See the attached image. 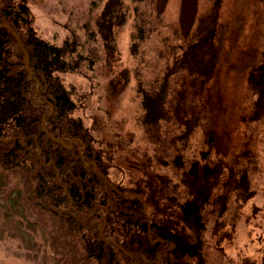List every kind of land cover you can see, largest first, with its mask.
<instances>
[{
    "label": "trees",
    "instance_id": "16d2710c",
    "mask_svg": "<svg viewBox=\"0 0 264 264\" xmlns=\"http://www.w3.org/2000/svg\"><path fill=\"white\" fill-rule=\"evenodd\" d=\"M0 1V238L18 240L33 264H207L209 208L219 235L231 205L257 194L252 152L230 158L229 131L218 134L196 108L232 27L218 15L222 0H207L187 31L166 20L159 0H128L136 125L152 155L116 132L108 110L89 123L80 113L91 94L78 95L65 75L94 62L76 33L51 42L30 0ZM107 1L102 18L115 11ZM102 2L91 0V12ZM82 28L96 40L90 20ZM247 67L251 121L264 125V42Z\"/></svg>",
    "mask_w": 264,
    "mask_h": 264
},
{
    "label": "rangeland",
    "instance_id": "374dc122",
    "mask_svg": "<svg viewBox=\"0 0 264 264\" xmlns=\"http://www.w3.org/2000/svg\"><path fill=\"white\" fill-rule=\"evenodd\" d=\"M119 3L122 8H119ZM107 4L108 1L103 0L91 12V0H30L36 28L43 38L60 44L69 33L74 32L80 42L79 51L94 62L91 65L85 61L81 71L65 75L68 82L75 84L78 95L85 94L87 97L91 94L80 111L85 121L89 123L96 110L105 114L111 112L110 120L115 123L116 132L134 136V142L130 144L132 148L138 146L140 154L147 150L152 155L151 142L143 138L136 125L138 94L135 61L129 51V2L109 1L110 8L115 9L110 10L111 13L120 9L126 15L117 20L111 17L110 12L102 18ZM158 8L164 12L168 22L176 23L187 31L200 13L209 11L210 2L159 0ZM218 15L221 20L229 21L232 27L226 49L217 63L214 80L199 86L201 90L200 95L196 94V108L208 114L209 123L218 134L229 131L230 158L238 156L243 150L252 152L258 161V168L252 174V188L257 194L242 209L231 205L219 235L215 216L209 208L206 213L209 228L204 235L207 264H264V125L251 121L254 96L247 82V63L256 57L264 42V1L222 0ZM112 18L114 23L110 20ZM88 20L96 30V40H88L82 28ZM191 97H184V101L190 104ZM173 107L174 110L177 108ZM119 124L121 126L117 127ZM161 155L164 156L163 153ZM219 156L221 154L215 150L211 160L215 161ZM154 170L151 169L152 172ZM162 171L163 168L158 170ZM19 244L18 240L0 238V264H33Z\"/></svg>",
    "mask_w": 264,
    "mask_h": 264
},
{
    "label": "water",
    "instance_id": "95a60500",
    "mask_svg": "<svg viewBox=\"0 0 264 264\" xmlns=\"http://www.w3.org/2000/svg\"><path fill=\"white\" fill-rule=\"evenodd\" d=\"M1 2V1H0ZM4 26V25H3ZM19 40V43L22 45V42L19 38H17ZM25 55H26V63H27V66H28V54L27 52H25ZM146 212V211H145Z\"/></svg>",
    "mask_w": 264,
    "mask_h": 264
}]
</instances>
